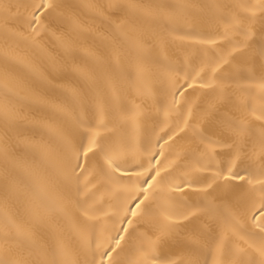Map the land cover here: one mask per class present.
I'll use <instances>...</instances> for the list:
<instances>
[{
    "label": "bare ground",
    "instance_id": "1",
    "mask_svg": "<svg viewBox=\"0 0 264 264\" xmlns=\"http://www.w3.org/2000/svg\"><path fill=\"white\" fill-rule=\"evenodd\" d=\"M40 2L0 0V264H261L264 0Z\"/></svg>",
    "mask_w": 264,
    "mask_h": 264
},
{
    "label": "snow or ice",
    "instance_id": "2",
    "mask_svg": "<svg viewBox=\"0 0 264 264\" xmlns=\"http://www.w3.org/2000/svg\"><path fill=\"white\" fill-rule=\"evenodd\" d=\"M51 4L50 2H48V0H41V2L39 4L34 5V8L36 9V12L33 13V21H38L39 20V15L37 14L39 12L40 9H47L50 8ZM93 144L94 141L92 142V144L89 145V147L85 150H83L82 155L84 157H87L89 153L93 152ZM81 153H77V160L80 159ZM79 166V165H77ZM231 173V170H229ZM160 173L157 171L156 172V176H159ZM152 179H155V177H153ZM239 179H243V177H239ZM151 186V185H150ZM146 199V197H145ZM140 203H143V201H141ZM137 207H139V204H137ZM133 216L136 215L135 212L132 213ZM257 217H264V196H262L260 204H259V210L252 216L253 221L257 220ZM258 227H261L262 230H264V225H257ZM117 247H119V243H117ZM112 251H115V249H113ZM104 255H110V253H104ZM260 255L262 257H264V248L260 249ZM3 264H10V262L8 261H4ZM11 264H15V262H11ZM53 264H55V262H53ZM190 264H195L194 261H190ZM261 264H264V261H261Z\"/></svg>",
    "mask_w": 264,
    "mask_h": 264
}]
</instances>
